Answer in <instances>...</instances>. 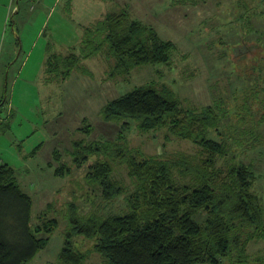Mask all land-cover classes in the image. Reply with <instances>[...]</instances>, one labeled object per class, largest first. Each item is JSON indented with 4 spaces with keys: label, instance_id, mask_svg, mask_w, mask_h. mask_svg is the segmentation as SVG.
Returning a JSON list of instances; mask_svg holds the SVG:
<instances>
[{
    "label": "rangeland",
    "instance_id": "1",
    "mask_svg": "<svg viewBox=\"0 0 264 264\" xmlns=\"http://www.w3.org/2000/svg\"><path fill=\"white\" fill-rule=\"evenodd\" d=\"M122 11L174 44L169 64L141 65L110 78L113 58L103 47L68 76H62V65L47 72V57L80 54L85 28ZM151 83L171 88L186 107L216 106L221 120L211 136L228 147L217 164L224 170L249 165L256 175L253 189L264 202V0H0V163L14 168L31 196V223L42 211L59 221L47 246L27 264L58 261L69 201L80 215L126 210L125 194L108 201L97 184L86 181L88 165L105 156L92 155L77 167L71 152L75 141L116 140L121 123L104 119L102 107ZM87 125L89 131L83 129ZM130 125L124 133L137 152L170 156L200 150L165 128L141 131ZM61 164L69 172L55 175ZM113 177L132 190L126 164L115 162ZM73 240L78 249L92 248L93 241L83 235ZM247 253L244 264H264V240L250 241ZM85 264L106 263L92 251ZM222 264L231 262L225 258Z\"/></svg>",
    "mask_w": 264,
    "mask_h": 264
},
{
    "label": "trees",
    "instance_id": "2",
    "mask_svg": "<svg viewBox=\"0 0 264 264\" xmlns=\"http://www.w3.org/2000/svg\"><path fill=\"white\" fill-rule=\"evenodd\" d=\"M103 47L113 58L108 76L114 78L137 66L169 64L174 44L126 11L108 13L85 28L80 54H51L47 72L62 65V76H68ZM101 113L121 123L118 138L93 144L75 141L73 163L80 167L92 155L105 156L88 165L86 181L97 184L105 200L125 194L127 208L122 213L80 215L76 203L69 201L63 211L68 223L64 243L58 261L50 264H85L92 251L106 264H222L225 258L231 264L247 263L248 243L264 240V202L253 189L256 175L249 165L238 163L226 170L218 166L228 147L211 136L221 120L216 106L186 107L171 88L151 83L108 101ZM260 117L264 121V114ZM130 123L141 131L165 128L200 150L170 156L137 152L124 133ZM83 129L89 131V125ZM60 158L55 151V159ZM115 162L126 164L132 190L127 192L113 177ZM68 172L65 164L54 169L55 175ZM31 207L32 198L17 182L14 168L0 163V264H27L59 225L45 211L31 223ZM74 235L92 240V248L78 249Z\"/></svg>",
    "mask_w": 264,
    "mask_h": 264
},
{
    "label": "crops",
    "instance_id": "3",
    "mask_svg": "<svg viewBox=\"0 0 264 264\" xmlns=\"http://www.w3.org/2000/svg\"><path fill=\"white\" fill-rule=\"evenodd\" d=\"M47 59H48V57H47ZM46 63H47V60H46Z\"/></svg>",
    "mask_w": 264,
    "mask_h": 264
}]
</instances>
